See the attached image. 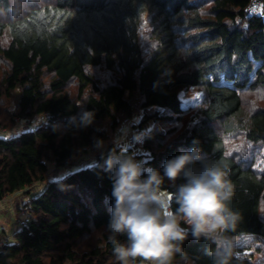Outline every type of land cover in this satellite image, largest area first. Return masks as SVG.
<instances>
[{
    "label": "trees",
    "instance_id": "trees-1",
    "mask_svg": "<svg viewBox=\"0 0 264 264\" xmlns=\"http://www.w3.org/2000/svg\"><path fill=\"white\" fill-rule=\"evenodd\" d=\"M190 89L202 93L195 106L181 100ZM259 92L264 0H0V132L36 123L0 133V202L30 196V219L0 248V264H120L107 231L115 201L105 161L116 146L106 123L142 130V165L161 176L165 161L198 148L195 167L215 162L233 186L227 203L241 219L226 234L264 243V105L245 107ZM90 151L89 165L47 181L53 165L70 168ZM185 182L164 177L160 192ZM212 247L190 229L182 243L188 264H212ZM231 264L255 263L234 255Z\"/></svg>",
    "mask_w": 264,
    "mask_h": 264
},
{
    "label": "clouds",
    "instance_id": "clouds-1",
    "mask_svg": "<svg viewBox=\"0 0 264 264\" xmlns=\"http://www.w3.org/2000/svg\"><path fill=\"white\" fill-rule=\"evenodd\" d=\"M83 120L89 123L91 115L85 113ZM98 146L102 143L98 142ZM197 161H203V157L194 147L165 161L161 176L159 170L145 169L134 155L123 150L108 154L105 163L112 173L115 202L107 231L120 264H131L137 259L146 264H175L178 254L188 264L182 243L189 229L194 238L203 237L214 245L206 249L212 264H231L237 241L226 233L235 231L241 219L227 203L233 196V186L228 173L215 162L195 167ZM181 175L186 182L170 196L162 195L164 177L175 181ZM170 201L176 204L175 210ZM120 234H126V244L118 239Z\"/></svg>",
    "mask_w": 264,
    "mask_h": 264
},
{
    "label": "rangeland",
    "instance_id": "rangeland-1",
    "mask_svg": "<svg viewBox=\"0 0 264 264\" xmlns=\"http://www.w3.org/2000/svg\"><path fill=\"white\" fill-rule=\"evenodd\" d=\"M256 3L260 5L258 1ZM144 41H147V39L145 38ZM19 95H20L19 91H16L13 94V97L10 101L11 109L15 108L17 101L19 99ZM180 95L183 105H187V106L197 105V103H199L202 98V93L196 89L182 91ZM263 97L264 94L262 92H259L258 94L251 93L247 95L245 97L246 98L245 107L254 108L257 107L258 105H264ZM42 117H41V121L46 122ZM138 120L139 117L134 119V122H138ZM17 122L18 123L16 127L11 128L12 130L11 129L3 130L0 133H4V134L8 133V136H11L19 133L23 129L34 128L36 126V123L30 125V123L27 122L24 123L20 119H18ZM105 127L109 132L107 145L114 144L116 146L115 150L117 152L123 150L125 153H127L130 149H132L129 148V143L131 142V139L136 137L137 131L139 130L138 128L134 127V123L127 122L120 129L114 132H112V130L109 129V123H106ZM142 142H143V138L139 140L138 142L139 149L135 151L136 154L135 158L141 163L142 160L140 159V156L142 155V152H144L140 148L142 146ZM240 144L241 142L238 144L237 148H239ZM230 145L232 146V150L234 152V150H236V147L232 144ZM95 156L96 153L90 151L88 154H85L83 157H80L75 165L63 170L60 169L55 170L53 165V167L51 168V173L50 175H48L47 181L54 179L56 176L57 178L66 176L71 172L83 168L84 165L87 164L89 165L90 162L95 159L94 158ZM44 188H45V184H39V186L38 185L34 186L31 191L37 193L43 191ZM29 200H30V196L19 193L12 197L8 196L7 198H5L4 201L0 202V240L8 236L12 238V242L15 241L14 235L15 232L19 230L21 223L27 222V220L30 219L28 211L26 207H24L27 201ZM236 241H237L235 247L236 256L239 257L252 256V261L255 264H264V243L261 242L258 237L254 235H246ZM259 246L262 247L261 252L258 251Z\"/></svg>",
    "mask_w": 264,
    "mask_h": 264
},
{
    "label": "built area",
    "instance_id": "built-area-1",
    "mask_svg": "<svg viewBox=\"0 0 264 264\" xmlns=\"http://www.w3.org/2000/svg\"><path fill=\"white\" fill-rule=\"evenodd\" d=\"M42 118L44 119V121H47L48 116L45 114V115H43ZM137 135H140V136H141V139L144 138V133H143L142 130H138V131H137ZM137 135H136V136H137ZM139 140H140V139H139ZM139 140H137V139H135V138L131 139V142L129 143V148H134V147L136 146L137 142H139ZM25 223H26V222H22L21 225H20V227L24 226ZM11 241H12V238H10V237H8V236H6L5 238H2V239L0 240V248H1L3 245H6V244L10 243Z\"/></svg>",
    "mask_w": 264,
    "mask_h": 264
}]
</instances>
